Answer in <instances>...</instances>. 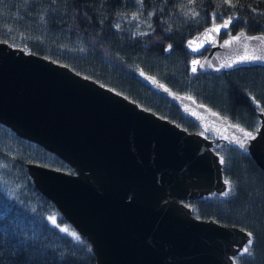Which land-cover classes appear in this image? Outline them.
Segmentation results:
<instances>
[{
	"label": "water",
	"instance_id": "water-1",
	"mask_svg": "<svg viewBox=\"0 0 264 264\" xmlns=\"http://www.w3.org/2000/svg\"><path fill=\"white\" fill-rule=\"evenodd\" d=\"M226 21L184 41L191 56H201L198 70L263 66L262 32L237 29L221 38ZM137 76L200 131L183 130L68 66L1 41L0 124L73 169L24 165L41 196L87 240L95 264H235L252 245L251 232L198 220L190 200L229 190L215 152L220 143L246 154L264 175V110L257 111V129L247 131L153 76Z\"/></svg>",
	"mask_w": 264,
	"mask_h": 264
},
{
	"label": "trees",
	"instance_id": "trees-1",
	"mask_svg": "<svg viewBox=\"0 0 264 264\" xmlns=\"http://www.w3.org/2000/svg\"><path fill=\"white\" fill-rule=\"evenodd\" d=\"M136 3L148 16V33L139 37L114 26L119 14L133 11ZM232 5L225 0H0V41L68 66L188 132L200 129L145 86L138 72L254 131L257 111L264 110V65L214 73L195 67L193 72L194 56L184 46L196 31L222 20L231 21V34L241 29L264 35V0H232ZM217 146L229 194L191 200L190 210L198 220L251 232L249 253L233 260L264 264L263 172L239 149ZM27 163L73 172L0 124V264H95L87 240L33 186Z\"/></svg>",
	"mask_w": 264,
	"mask_h": 264
},
{
	"label": "rangeland",
	"instance_id": "rangeland-1",
	"mask_svg": "<svg viewBox=\"0 0 264 264\" xmlns=\"http://www.w3.org/2000/svg\"><path fill=\"white\" fill-rule=\"evenodd\" d=\"M136 4L137 7L133 11L127 12V14L120 13L117 18V24H114V26L117 30H122L124 28L126 29L127 33L129 32L130 35L139 37L142 36L141 33H148V24L146 18L147 15L143 13L140 5L138 3ZM187 11L193 16L195 15V12H193L192 10L187 9ZM117 25H119V27H117ZM197 61L198 57L196 59L194 58L192 62H190V64L192 65V71L193 68L196 66V63L194 62Z\"/></svg>",
	"mask_w": 264,
	"mask_h": 264
},
{
	"label": "snow or ice",
	"instance_id": "snow-or-ice-1",
	"mask_svg": "<svg viewBox=\"0 0 264 264\" xmlns=\"http://www.w3.org/2000/svg\"><path fill=\"white\" fill-rule=\"evenodd\" d=\"M225 3H228L230 6H233L232 5V0H225ZM231 21L229 20V21H226L224 24H222V25H220V27L221 28H227L228 27V24L230 23ZM117 27H119V25H117ZM210 31H218V29H211ZM144 33H141V35H143ZM194 63H196V62H194ZM196 71V69H195V67L193 68V72H195ZM239 131H241V132H244V129H239ZM244 135L246 136V137H251L252 136V133H250V132H244ZM240 147H244V142H243V140H241L240 141ZM220 163L221 164H223L224 163V161H223V158H221L220 159ZM225 183L226 184H229V181H225ZM228 194H229V192L228 191H226V192H224V196H228ZM53 223H55V221H53ZM61 231H66V229H61ZM74 235V234H73ZM249 236H251V234L249 233ZM251 243H252V241H251V239L249 240V245H251ZM243 252L244 253H249V248L248 247H246V248H244L243 249Z\"/></svg>",
	"mask_w": 264,
	"mask_h": 264
}]
</instances>
